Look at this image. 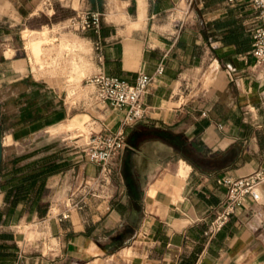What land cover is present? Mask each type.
I'll list each match as a JSON object with an SVG mask.
<instances>
[{"label":"crops","instance_id":"crops-1","mask_svg":"<svg viewBox=\"0 0 264 264\" xmlns=\"http://www.w3.org/2000/svg\"><path fill=\"white\" fill-rule=\"evenodd\" d=\"M45 4L0 0V264H264V185L205 236L225 198L218 179L264 169V65L251 53L250 1L80 0L101 13L98 34ZM45 40L46 51L63 43L71 53L37 61ZM99 72L130 84L152 76L148 112L129 130L107 196L60 221L100 167L82 151L86 134L59 128L115 132L127 112L95 100L88 79ZM43 160L42 192L15 202L26 167Z\"/></svg>","mask_w":264,"mask_h":264},{"label":"built area","instance_id":"built-area-1","mask_svg":"<svg viewBox=\"0 0 264 264\" xmlns=\"http://www.w3.org/2000/svg\"><path fill=\"white\" fill-rule=\"evenodd\" d=\"M249 1L257 11V22L251 31V53L256 65H264V0ZM73 21L81 31L91 30L100 33L101 13L99 12L82 11ZM162 71L163 65L159 69V72ZM152 81L153 77L146 73H140L135 84L103 72L88 79V83L95 87V100L98 103H109L118 108L127 107V112L121 119L117 131L93 132L82 147L83 153L100 167V171L97 176L70 193L66 203L67 209L58 214L60 221L69 218L74 211L84 210L90 197L107 196V188L112 183L113 163L128 146L129 130L147 115L145 95ZM218 184L225 188V198L216 208L205 231V236L209 239L225 227L248 197L255 200L260 198V190L264 185V169L247 176L224 175L218 179Z\"/></svg>","mask_w":264,"mask_h":264},{"label":"rangeland","instance_id":"rangeland-1","mask_svg":"<svg viewBox=\"0 0 264 264\" xmlns=\"http://www.w3.org/2000/svg\"><path fill=\"white\" fill-rule=\"evenodd\" d=\"M51 1V5L55 8L57 15L56 18H58L59 20L61 19H65V18H72V17H76L77 14L79 12L82 11L81 8V4H80V0H46V4L44 7L48 6L50 4ZM45 11L46 8H44ZM48 20V18L46 16H41L37 22L35 26H39V24H43ZM45 48H49V44L48 42H46V40L44 42L41 43V46L39 47V49L37 51H33L34 56L37 58V61H48V60H56L57 58H64L65 56V52L67 51V53H71V47L64 45L63 43L60 44V46H57L56 44L53 45L54 49H50L53 50L54 52H57L56 55L51 54L50 50H45ZM72 61H77V56L73 57ZM182 95H184V92L181 91L178 95V97H182ZM60 131H64V132H68L71 134V137H76L77 134H86L87 137L89 138V136L91 135V132L89 131V129L87 127H85V125L83 124H78V125H68V126H62L59 128L58 130ZM57 130H54L53 133H56Z\"/></svg>","mask_w":264,"mask_h":264},{"label":"trees","instance_id":"trees-1","mask_svg":"<svg viewBox=\"0 0 264 264\" xmlns=\"http://www.w3.org/2000/svg\"><path fill=\"white\" fill-rule=\"evenodd\" d=\"M233 37H236V33H233ZM248 44H246V48H248L247 46ZM46 160H43L41 162H37L34 163L28 167H26L27 169H29L28 174L24 175L21 179V186L18 188L17 193L15 195V202L18 200L21 201H28L30 200L33 196H37L39 195L42 190H43V186L42 184H40V186L38 187V178L43 176L47 170L48 167L44 166ZM42 164L43 167L37 168L38 165Z\"/></svg>","mask_w":264,"mask_h":264},{"label":"water","instance_id":"water-1","mask_svg":"<svg viewBox=\"0 0 264 264\" xmlns=\"http://www.w3.org/2000/svg\"><path fill=\"white\" fill-rule=\"evenodd\" d=\"M3 159V147H2V132H1V122H0V173Z\"/></svg>","mask_w":264,"mask_h":264}]
</instances>
